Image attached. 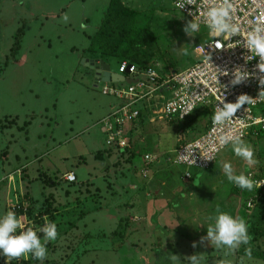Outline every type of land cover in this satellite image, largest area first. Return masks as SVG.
Here are the masks:
<instances>
[{"label":"rangeland","instance_id":"1","mask_svg":"<svg viewBox=\"0 0 264 264\" xmlns=\"http://www.w3.org/2000/svg\"><path fill=\"white\" fill-rule=\"evenodd\" d=\"M107 1L0 0V217L20 200L24 210L13 212L23 230H36L43 242L38 229L47 217L58 231L57 239L46 244V259L29 255L11 264H189L187 257L194 254L202 256L201 264H234L227 249L212 245L202 254L200 244L209 242L199 243L196 212L208 206L205 192L223 202L222 212H229L224 202L236 191L241 198L248 192L227 180L223 163H231L237 175L264 174V132L243 139L256 164L248 167L229 144L208 171L166 161L204 131L208 115L201 106L180 123L149 122L151 115H143L131 131L130 148L122 153L106 146L99 121L116 101L93 85V74L81 59L102 60L114 72L121 60L132 61L137 71L152 67L165 77L194 63L192 49L206 35L204 28L193 36L183 31L187 23L172 0H118L141 30L135 55L85 54ZM143 153L157 156L145 176L138 172ZM185 171L191 175L186 181ZM65 172L73 173L74 184L61 180ZM200 177L204 181L196 186ZM193 189L188 203L184 197ZM141 206L144 215L138 212ZM165 208L182 209L174 210L172 220ZM216 208L208 210L215 216ZM245 214L251 234H262L264 241V195ZM252 260L264 264V258ZM0 264H9L3 255Z\"/></svg>","mask_w":264,"mask_h":264},{"label":"built area","instance_id":"2","mask_svg":"<svg viewBox=\"0 0 264 264\" xmlns=\"http://www.w3.org/2000/svg\"><path fill=\"white\" fill-rule=\"evenodd\" d=\"M180 0H172V7L180 13L185 22L191 20L199 22L200 28L206 29L205 38L192 49L194 63L189 67L171 72L168 76L160 77L152 67L137 71L130 67L129 74H124L128 63L121 61L116 74L124 78L135 79L136 83L124 82L103 83L94 81L103 95L112 97L116 103L109 112L100 119L103 128L104 143L114 150H127L131 146L130 131L132 126L142 117L151 115L149 122L157 121H184L198 108H206L211 116L203 133L194 139L181 144L171 156L166 157L168 164L182 166L185 169L207 170L215 161L218 153L227 145L221 146L219 139L224 136H240L245 139L256 135L258 130L264 131V100L245 103L235 113L233 120L223 126H214L212 116L217 106L224 103H236L240 95H248L256 99L264 85H260V73L257 65L259 58L251 57V53L243 47L244 37L264 16V0H233L234 12L232 19L240 25L241 35L229 38L228 36L215 37L208 28L206 12L210 0H196L195 5H177ZM219 3V0H216ZM239 69L249 73V77L237 85H232L233 73ZM227 72V75L223 73ZM100 85V86H98ZM157 156L143 154L139 174L145 176L150 164ZM255 181H264V176H257L255 172L244 173ZM183 180L190 178L184 172ZM61 180L67 184L76 182L73 173L65 172ZM245 201V210L249 212L254 202L264 195V185L253 190ZM26 204L18 201L10 208L17 211ZM17 209V210H15ZM20 210V209H19Z\"/></svg>","mask_w":264,"mask_h":264},{"label":"clouds","instance_id":"3","mask_svg":"<svg viewBox=\"0 0 264 264\" xmlns=\"http://www.w3.org/2000/svg\"><path fill=\"white\" fill-rule=\"evenodd\" d=\"M255 3L256 0H253ZM196 0H180L177 5L184 8L185 5H195ZM234 12L233 0H210V6L206 12L208 28L215 37L228 36L229 38L240 36V25L233 22L232 13ZM65 22L67 16L64 17ZM86 28V25H81ZM200 29L199 22L195 20L189 21L183 28V31L188 36H193V33ZM243 47L250 53L251 57L259 58L257 68L260 73H264V16H262L244 37ZM227 75L228 73H223ZM249 73L242 72L237 69L233 73L232 85H237L249 77ZM260 85H264V75L259 77ZM256 100H264V90L260 91L258 98L253 99L248 95H240L236 103H224L222 107L217 106L212 116L214 126H223L226 122L232 121L235 113L245 103L249 104ZM221 146L231 143L234 154L241 158L248 167L256 164L254 159V151L251 146L246 144L240 136H224L219 139ZM223 172L227 180L240 188L249 192L258 189L264 185V181H255L244 173L234 174L231 163H223ZM44 226L38 229L43 233V242L37 235V231L32 228L24 229V225L17 218L13 211H8L0 217V255L6 258V261L11 264L12 260L27 258L29 255L33 259L43 261L47 256L46 244L49 241H55L58 236L57 225L54 222H49L47 217ZM214 223L207 228V235L201 237L199 243L207 241L215 246L216 249H227L231 252L236 251L242 245H249L252 237L249 235L248 225L239 217L234 218L226 212H222L220 207L216 208V215L213 218ZM22 229L17 234V230ZM193 247L197 246V242H193ZM246 254L251 259V247L246 248ZM173 261L178 260V256L171 255ZM189 264H201L202 256L194 254L187 257Z\"/></svg>","mask_w":264,"mask_h":264},{"label":"trees","instance_id":"4","mask_svg":"<svg viewBox=\"0 0 264 264\" xmlns=\"http://www.w3.org/2000/svg\"><path fill=\"white\" fill-rule=\"evenodd\" d=\"M137 27L138 26H137L136 16H133L131 12L127 11L118 0H108L103 16L95 32L89 38L88 45L85 51H88V53L97 54L98 56L103 58L119 57L120 59H130L135 55L137 43L140 41L141 38V30L140 28ZM129 65L134 67L135 62L130 61ZM200 109L206 110L208 115V122H209L211 116L210 112L206 108H200ZM196 111L197 110H195L191 115H193ZM142 113L143 112L139 114L138 119L141 116H143ZM187 119H185L184 121H186ZM173 122L180 123L179 121H173ZM206 127L207 125L205 126V129ZM263 132L264 131L262 130H258L256 135H254V138L258 137V135H260V133ZM124 151L125 150L120 152L124 153ZM256 174L257 176L260 177L264 176V174H260V173H256ZM255 193H256L255 191H251V192L248 191L246 193L243 192L244 201L243 200L241 201L238 198L237 191L234 193L235 200L236 201L240 200L239 209L238 212L236 213L235 218L239 217L245 221V216H246L245 200L251 194H255ZM119 235L120 236L122 235L121 232ZM242 254L247 256L246 251L242 252ZM263 257L264 256L260 255L259 253L255 251H251V258L261 259ZM21 263L23 264L24 262Z\"/></svg>","mask_w":264,"mask_h":264},{"label":"crops","instance_id":"5","mask_svg":"<svg viewBox=\"0 0 264 264\" xmlns=\"http://www.w3.org/2000/svg\"><path fill=\"white\" fill-rule=\"evenodd\" d=\"M88 54V51H85V54ZM84 58H86V59H91V58H89V57H84ZM23 60V58L21 59V61ZM104 62V61H103ZM111 70V69H110ZM112 71V70H111ZM112 72H114V71H112ZM94 85V84H93ZM109 112V111H108ZM107 114V113H106ZM139 121V120H138ZM138 121L136 122L137 124H138ZM134 124L133 126H132V128H131V131H132V129H133V127H135V125H137V124ZM208 125V124H207ZM131 131H130V134H131ZM129 134V135H130ZM197 137V136H196ZM143 154H145V153H143ZM142 154V155H143ZM148 154V153H147ZM141 155V156H142ZM141 156H140V158H141ZM213 164V163H212ZM212 164H211V166L206 170V171H208L211 167H212ZM194 170H196V169H194ZM186 172V171H185ZM190 175V174H189ZM190 177H191V175H190ZM205 179H207V178H205ZM201 181H204V179L202 178V177H200V179L196 182L197 184H196V186H198L199 184H200V182ZM67 185V184H66ZM195 186V188H197ZM194 193H195V190L193 189L192 191H189L188 192V194H186L185 195V199H186V201L188 202V203H190V199H193V197H194ZM238 198L242 201L243 200V198H241L240 197V195H238ZM203 199H205V202H207V204H208V206H205V205H203L204 207H203V209L204 210H202V211H197L196 212V214H198L197 216L198 217H201V219H200V222H198L197 221V229H198V232H199V237H200V239H201V237H205L206 235H207V228L211 225V224H213L214 223V214H213V212H214V210L212 209L211 211L210 210H208L210 207H214L215 205H217V206H221V205H223V202L221 203V202H215L216 201V199H215V195L214 194H211V195H209V193L208 192H205V198L203 197ZM209 200H211V201H213L212 203L210 202L209 203ZM240 200H238V201H236L235 200V197H234V194L231 196V198L229 199V201H227V202H224V206L226 205L228 208H230L229 209V212L226 210L225 212L226 213H228V214H230L231 216H233L234 218H235V216H236V213L238 212V209H239V204H240ZM204 202V201H203ZM187 203V205L186 206H189V204ZM186 204V203H185ZM202 206V205H201ZM166 210H167V208H165ZM164 209V210H165ZM176 209H182V208H170V209H168L167 211L165 210V215H168V216H170L171 217V219L173 220L174 218H173V216H175L174 215V210H176ZM145 211H146V208H145V206H141V208H140V210H138V212H139V214L141 213L142 215H144L145 214ZM246 212V211H245ZM247 213V212H246ZM216 215V214H215ZM254 215V214H253ZM255 215H256V213H255ZM245 222H246V224L248 225V231H249V235L252 237V239H251V241H250V244L249 245H242L239 249H237L236 251H234V252H231L232 254H233V256H234V264H237V263H239V264H254V262H253V260L252 259H256L255 261H260V258L259 259H257V258H251L250 260H247V258H248V256H246V255H243L242 254V252H244L245 250H246V248H248V247H253L255 250H252V251H255V252H257V253H259L260 255H262V256H264V241H263V239L261 238L262 237V234H260L259 233V236L258 235H256V233L255 234H251V229H250V226H249V223H248V220L245 218ZM137 235V234H136ZM200 249H202V254L204 253L203 252V250L204 249H208V251L209 250H211L212 248V244L211 243H204L203 245H201L200 244ZM213 247H215L214 245H213ZM212 251V250H211ZM206 253H208L207 251H205ZM218 253V252H217ZM205 254V253H204ZM247 257V258H246ZM213 258L218 262V263H220L221 262V259H220V256H219V254L217 255L216 254V256H213ZM264 258V257H263ZM204 261V260H203Z\"/></svg>","mask_w":264,"mask_h":264},{"label":"water","instance_id":"6","mask_svg":"<svg viewBox=\"0 0 264 264\" xmlns=\"http://www.w3.org/2000/svg\"><path fill=\"white\" fill-rule=\"evenodd\" d=\"M81 64H83L84 67L88 68L91 73L93 74V79L99 80L103 83H117V82H124L125 84L130 83H136L135 79L130 78H124L123 76H120L116 74L115 72H112L109 68V66L99 59H81ZM130 65H128L125 70L124 74H129Z\"/></svg>","mask_w":264,"mask_h":264},{"label":"flooded vegetation","instance_id":"7","mask_svg":"<svg viewBox=\"0 0 264 264\" xmlns=\"http://www.w3.org/2000/svg\"><path fill=\"white\" fill-rule=\"evenodd\" d=\"M87 70H88V68H87ZM89 72H90V74H91V71L89 70ZM90 76V75H89Z\"/></svg>","mask_w":264,"mask_h":264}]
</instances>
